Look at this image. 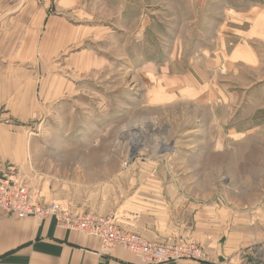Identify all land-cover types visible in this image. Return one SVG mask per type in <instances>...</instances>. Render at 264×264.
<instances>
[{"label": "rangeland", "instance_id": "rangeland-1", "mask_svg": "<svg viewBox=\"0 0 264 264\" xmlns=\"http://www.w3.org/2000/svg\"><path fill=\"white\" fill-rule=\"evenodd\" d=\"M151 1H130L128 25L103 37L82 30L78 40L64 27L63 40L49 31L43 48L39 32L1 35L0 66L37 68L46 55L48 73L31 81L79 88L32 107L34 154L17 167L36 198L112 214L131 229L121 220L135 211L138 178L184 179L193 202L255 237L245 257L264 264V42L241 36L248 25L235 16L264 0H154L156 17L141 32L133 20ZM235 48L252 57L237 61Z\"/></svg>", "mask_w": 264, "mask_h": 264}, {"label": "crops", "instance_id": "crops-1", "mask_svg": "<svg viewBox=\"0 0 264 264\" xmlns=\"http://www.w3.org/2000/svg\"><path fill=\"white\" fill-rule=\"evenodd\" d=\"M130 1L138 0H0V37L18 32L9 28L11 26L21 27L27 35L39 32L43 48L44 44L47 46L49 31L55 34L57 42H61L64 27H73L78 40L82 30L103 37L109 32H121L124 30L122 27L128 25L126 12ZM113 4L116 6L113 7ZM157 7L158 4L152 0L143 8V11L151 12L144 13L142 8L138 9L133 21L142 27L141 32L153 23L156 17H153V12ZM241 10L235 16L248 27L245 31L239 30V34L264 42V3H253ZM1 26L8 29L1 31ZM239 47L246 48L241 44ZM243 50L233 49L231 57L237 61L240 57H252L248 48ZM44 59L43 65L37 68L18 62L0 66V160L18 167L25 161L30 164L28 153L34 154L29 141L31 137L25 130L32 107L38 103L44 106L49 99L79 94L74 82L49 85L48 80H41L43 76H40L38 83H33L32 74L48 73L46 55ZM33 92L37 96L35 101ZM185 185L184 179L138 178L136 189L132 192L135 193V211L125 208L129 216H123L121 221L135 228L128 229L155 241L191 236L206 247L210 255L208 261L182 259L160 264H251L250 257H245V250L252 249L255 237L248 238L245 236L248 232L232 229L213 210V205L193 202L182 189ZM125 199L124 202L128 203L129 199ZM89 206V209L96 210L93 208L95 203L92 205L90 202ZM98 208L103 210V207ZM132 212L135 213V220L130 217ZM99 249L98 237L59 227L53 217L18 218L0 210V264H140L135 254L121 246L112 248L108 255H102Z\"/></svg>", "mask_w": 264, "mask_h": 264}, {"label": "built area", "instance_id": "built-area-1", "mask_svg": "<svg viewBox=\"0 0 264 264\" xmlns=\"http://www.w3.org/2000/svg\"><path fill=\"white\" fill-rule=\"evenodd\" d=\"M0 210L18 218L53 217L59 227L98 237L99 252L102 255H108L112 248L121 246L135 254L140 264H160L182 259L209 260L204 247L192 240L186 241L182 238L149 240L137 231L121 227L112 214L78 211L66 203L40 200L30 193L19 168L2 160H0Z\"/></svg>", "mask_w": 264, "mask_h": 264}, {"label": "bare ground", "instance_id": "bare-ground-1", "mask_svg": "<svg viewBox=\"0 0 264 264\" xmlns=\"http://www.w3.org/2000/svg\"><path fill=\"white\" fill-rule=\"evenodd\" d=\"M137 140H139V139H137ZM116 247V246H115ZM118 247V246H117Z\"/></svg>", "mask_w": 264, "mask_h": 264}]
</instances>
